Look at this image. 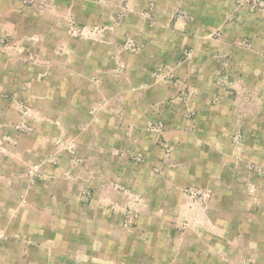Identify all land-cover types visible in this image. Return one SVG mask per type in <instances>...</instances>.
I'll use <instances>...</instances> for the list:
<instances>
[{
	"label": "rangeland",
	"instance_id": "rangeland-1",
	"mask_svg": "<svg viewBox=\"0 0 264 264\" xmlns=\"http://www.w3.org/2000/svg\"><path fill=\"white\" fill-rule=\"evenodd\" d=\"M203 2L234 3L202 59L218 68L211 80L232 87L264 0L4 2L0 50L12 65L0 89V264H105L121 236L147 244L155 228L189 264H214L213 245L264 241L249 232L264 228L246 215L251 206L217 200L233 182L231 149H264V138H246L239 117L225 135L191 121L195 89L181 70L202 66L178 25ZM234 25L239 50L230 53ZM253 168L257 182L264 166Z\"/></svg>",
	"mask_w": 264,
	"mask_h": 264
},
{
	"label": "crops",
	"instance_id": "crops-1",
	"mask_svg": "<svg viewBox=\"0 0 264 264\" xmlns=\"http://www.w3.org/2000/svg\"><path fill=\"white\" fill-rule=\"evenodd\" d=\"M5 1L8 0H0V37L4 35L6 29L10 28L4 20L5 15L10 13L9 4L3 8ZM197 5L198 8H201L200 14L198 12L193 13V19L178 25V27H181L180 38L183 35L186 40L189 39L191 43H188V46L195 47L197 51V60L195 62L200 67L202 66V70L196 75L188 74L187 66L185 65L181 70L184 72L181 73L183 78H189L190 84L195 89V96L192 101L195 117L191 121L195 123V127L199 132L215 127L219 131L223 130V135H225L227 132L229 134L228 126L231 127L236 122V117H239L240 120L237 121L243 127L246 138H264V19H260L257 22L262 31L259 29L250 36V39L254 42V49L249 50V58L244 57L247 61L245 62L244 59L243 63L247 68L242 67L245 70L243 79L241 78L240 81L234 83L232 87L226 88L222 84L211 80L212 77L210 75H215L219 72L213 60H210V67V63L208 61L204 63L202 59L203 57H210L206 52L207 50H214L218 46L219 43L207 37L211 35L213 30L221 26L227 10L233 8L234 3L215 2L207 4L203 2ZM236 24L237 22H235ZM235 25L231 33L225 34V36H228L226 39L228 43L224 42L223 44L227 50L229 49L228 52L230 53L234 50H239L234 44L240 36H238V29ZM253 26H256V22H253ZM173 32L179 34V30H174ZM224 38H222V41H224ZM11 65L12 61L0 50V77L2 76V79L0 78V89L4 91L10 87V81L7 83L4 79L6 74L10 77ZM18 83L21 87V79ZM23 88L25 90L27 88L25 79ZM227 89H230L231 92ZM232 92L235 94L231 96L230 93ZM173 94L174 91L169 90L168 96L172 98ZM219 135L221 137V134ZM231 150L234 151V155L226 162H228V170L233 172V182L228 186V195H221L217 200L233 201L242 205L248 204L251 207L246 209L247 216L264 218V176L262 177L261 175L262 178H259L257 182L251 180L252 174H257L253 166L258 164L259 166H264V149H241L243 154L240 152L241 150ZM217 151L219 154L226 152L225 149H217ZM224 164L223 161V163L221 162L218 165L220 171L223 169ZM240 175L242 177L246 175L247 178L242 180L239 177ZM219 176H222V173ZM228 180H231V177ZM253 184H255V191L251 192L249 185L252 186ZM242 189L243 192L241 191ZM244 212L240 210L239 214L241 213L244 216ZM257 227V225H252L249 232L254 235L263 234L264 228L260 227L258 229ZM153 230L154 232L152 233L155 236L153 238L151 236L150 239L152 238V240L147 244L130 243L125 245L121 236V239L115 242V248L108 249L104 254V263L189 264L186 260L182 261L179 249L166 244L164 241H160V238L155 239L157 234H163L161 228ZM220 236L223 237L225 235L220 233ZM209 250L215 251L213 254L217 256L214 264H264V241L261 237L260 239L256 238L253 242L244 243L232 240L220 245L210 246Z\"/></svg>",
	"mask_w": 264,
	"mask_h": 264
}]
</instances>
